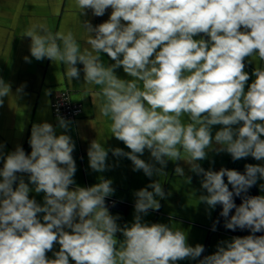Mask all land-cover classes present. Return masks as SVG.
I'll use <instances>...</instances> for the list:
<instances>
[{
  "label": "clouds",
  "instance_id": "clouds-1",
  "mask_svg": "<svg viewBox=\"0 0 264 264\" xmlns=\"http://www.w3.org/2000/svg\"><path fill=\"white\" fill-rule=\"evenodd\" d=\"M75 6L80 17L111 9L102 23L81 21L90 47L82 49L73 31H53L45 21L32 22L23 36L30 38L32 58L65 66L69 84L82 72L84 85L98 88H86L84 97L91 92L100 117L110 121V136L129 149L106 148L98 136L87 149L89 168L110 169L111 152L130 160L134 172L167 177L171 161L175 175L191 184L183 161L201 177L198 202L208 215L219 205L227 230L251 234L220 241L202 256L204 245H190L184 230L146 223L143 217L171 195L160 180L134 191L133 221L118 224L106 206L115 192L111 179L75 184V143L66 134L71 121L58 115L55 126L32 125L30 153L20 145L5 153L0 144V264H264V235H256L264 233V194L248 195L264 181V163L245 164L243 172L199 163L210 152L264 161V67L251 76L245 71L246 58L264 62V0H75ZM59 13L57 6L53 14ZM121 68L130 79L116 74ZM10 96L11 84L0 79V106ZM213 126H220L214 135ZM145 151L148 161L141 158ZM259 190L264 193V183ZM30 192L43 193V203Z\"/></svg>",
  "mask_w": 264,
  "mask_h": 264
},
{
  "label": "crops",
  "instance_id": "crops-1",
  "mask_svg": "<svg viewBox=\"0 0 264 264\" xmlns=\"http://www.w3.org/2000/svg\"><path fill=\"white\" fill-rule=\"evenodd\" d=\"M59 6V15L53 14V9ZM111 9H108L104 16L94 17L91 12L85 17L79 16V9L75 6V0H0V79L11 84L12 96L5 97L4 103L0 106V144L5 145L4 152H10L17 145L24 148L26 153H30L31 148L28 143L31 135V127L34 123L48 122L54 126L57 119L53 115L52 102L56 95L63 90H68L74 101L83 105V113L71 121L70 129L66 133L71 136L75 143L73 157L77 166L74 175L75 184L79 186H91L99 182V177L113 181L114 194L107 198L111 203L115 202L122 206L111 207L109 211L113 215H118V224L131 223L134 216V191L145 187L154 180H160L166 193H171L165 199L160 200L161 207L158 211L150 210L143 219L146 223H163L178 227L187 233V242L195 246L202 244L205 247L203 255H210L216 251V245L223 240H230L234 236H246L221 228L219 223L216 231H212L214 221L219 220L220 206L210 210L208 215L207 206L198 202V197L203 190L200 186L201 177L189 172L188 166L183 161L178 162L184 168L185 174L192 177L191 184H185L183 180L174 173L175 164L168 162L165 171L167 177L152 178L146 177L142 171H132V163L127 158H117L108 154L107 163L112 167L103 173L93 172L89 168L87 149L90 142L98 136L105 137L104 146L106 148H122L129 151L123 142L110 136V121L99 115L98 108L92 103L91 92L85 96V89L92 87L93 91L98 88L84 85L83 73L79 80L73 79L71 84L63 76V65H56L44 59L37 61L32 58L29 51L30 38L23 34L34 21H45L53 31L71 30L73 31L81 48L90 47L85 43L86 32L81 21L89 20L93 25L102 23L108 19ZM199 39L200 37H194ZM29 57L30 62H26L24 57ZM102 60L106 64L113 61L102 54ZM245 71L250 76L257 67H264V62L251 57L245 59ZM79 67L82 68V65ZM120 78L130 79L122 68L116 73ZM254 77H251L249 84ZM25 85L23 91L16 95V89ZM51 94H48V93ZM185 119H187L185 117ZM95 128L92 127V125ZM220 126H213V135ZM63 129L57 128V134L63 133ZM264 138V137H262ZM142 159L148 161L150 154L145 151ZM207 170H219L221 167L235 169L243 172L245 164L264 163L256 161L252 157L233 161L229 154L213 152L209 153V159L199 162ZM2 167V162H0ZM27 182V177L25 176ZM225 182H227L225 177ZM258 181L257 187L259 189ZM31 187V185H30ZM230 187V186H229ZM151 190V189H149ZM260 191V190H259ZM206 194V193H205ZM264 194L260 192V195ZM43 193L36 194L30 192V198H35L38 203H43ZM157 199H159L157 197ZM42 215V214H41ZM264 235V233H263ZM118 239H122L117 234ZM59 245H55L53 251H58ZM49 258H54L52 252L46 254ZM202 258V257H201ZM70 264H74L70 260ZM177 264H196V261L183 260Z\"/></svg>",
  "mask_w": 264,
  "mask_h": 264
},
{
  "label": "built area",
  "instance_id": "built-area-1",
  "mask_svg": "<svg viewBox=\"0 0 264 264\" xmlns=\"http://www.w3.org/2000/svg\"><path fill=\"white\" fill-rule=\"evenodd\" d=\"M53 115L61 116L66 120H72L83 113V105L72 99L71 93L68 90L60 91L52 102Z\"/></svg>",
  "mask_w": 264,
  "mask_h": 264
},
{
  "label": "water",
  "instance_id": "water-1",
  "mask_svg": "<svg viewBox=\"0 0 264 264\" xmlns=\"http://www.w3.org/2000/svg\"><path fill=\"white\" fill-rule=\"evenodd\" d=\"M230 190H231V186H230ZM248 195H260V191H259L258 187H257V186H253V187L249 190ZM235 202H236L237 205H239V203H241L240 198H239V197H235ZM106 206H107L108 208H111V207H115V208H116V207H120V206H122V205H120V204H118V203H111L110 200L106 199ZM220 211H221V210H220ZM233 211H234V210H233ZM219 225L221 226V228L226 229V228L224 227V221H223V218H222V217L219 218ZM226 230H227V229H226ZM229 231H231V230H229ZM232 232H235V233H238V234H245V235H250V234H251L250 231L247 230V229H245V230H243V231L237 229L236 231H232ZM256 235H263V233H257Z\"/></svg>",
  "mask_w": 264,
  "mask_h": 264
}]
</instances>
